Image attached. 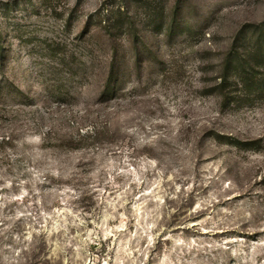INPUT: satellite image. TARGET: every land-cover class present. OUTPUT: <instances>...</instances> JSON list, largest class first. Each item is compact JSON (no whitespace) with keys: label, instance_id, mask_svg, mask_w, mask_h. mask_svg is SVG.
Wrapping results in <instances>:
<instances>
[{"label":"rangeland","instance_id":"1","mask_svg":"<svg viewBox=\"0 0 264 264\" xmlns=\"http://www.w3.org/2000/svg\"><path fill=\"white\" fill-rule=\"evenodd\" d=\"M0 264H264V0H0Z\"/></svg>","mask_w":264,"mask_h":264}]
</instances>
